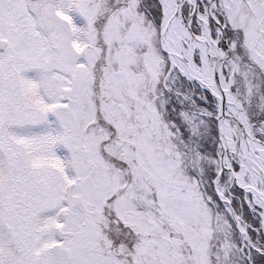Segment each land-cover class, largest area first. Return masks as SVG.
Masks as SVG:
<instances>
[{
  "label": "snow or ice",
  "instance_id": "1",
  "mask_svg": "<svg viewBox=\"0 0 264 264\" xmlns=\"http://www.w3.org/2000/svg\"><path fill=\"white\" fill-rule=\"evenodd\" d=\"M0 264H264V0H0Z\"/></svg>",
  "mask_w": 264,
  "mask_h": 264
}]
</instances>
